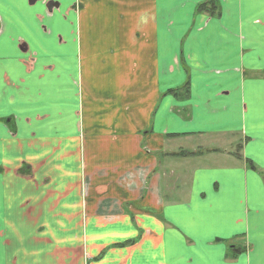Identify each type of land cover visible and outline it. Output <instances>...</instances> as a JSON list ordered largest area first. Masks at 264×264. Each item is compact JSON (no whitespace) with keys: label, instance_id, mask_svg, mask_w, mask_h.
<instances>
[{"label":"crops","instance_id":"crops-1","mask_svg":"<svg viewBox=\"0 0 264 264\" xmlns=\"http://www.w3.org/2000/svg\"><path fill=\"white\" fill-rule=\"evenodd\" d=\"M208 1L0 0V264H264V0Z\"/></svg>","mask_w":264,"mask_h":264},{"label":"trees","instance_id":"trees-1","mask_svg":"<svg viewBox=\"0 0 264 264\" xmlns=\"http://www.w3.org/2000/svg\"><path fill=\"white\" fill-rule=\"evenodd\" d=\"M199 9L202 11L209 12L211 15H215L218 10V5L214 0H210L206 3L200 4Z\"/></svg>","mask_w":264,"mask_h":264},{"label":"rangeland","instance_id":"rangeland-1","mask_svg":"<svg viewBox=\"0 0 264 264\" xmlns=\"http://www.w3.org/2000/svg\"><path fill=\"white\" fill-rule=\"evenodd\" d=\"M208 13H209V12H208ZM219 13H220V9L218 8L217 13H216L215 15L218 16ZM0 33H1V32H0ZM249 167L252 168V169H256V166H255V165H251V166H249Z\"/></svg>","mask_w":264,"mask_h":264}]
</instances>
